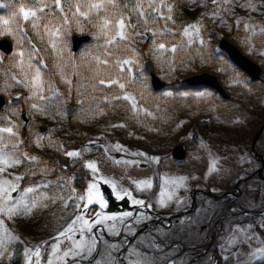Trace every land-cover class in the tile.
<instances>
[{"label":"snow or ice","instance_id":"snow-or-ice-1","mask_svg":"<svg viewBox=\"0 0 264 264\" xmlns=\"http://www.w3.org/2000/svg\"><path fill=\"white\" fill-rule=\"evenodd\" d=\"M187 3L198 7H207L210 3L213 10L201 14L196 23L181 25L177 32V22L174 19L175 0H34L29 6L21 3L16 10H12L7 16L0 15V36H11L16 44L17 51L13 54L9 69L4 73L7 82L0 91L11 87H19L27 92L26 96L17 95L16 100H22L28 104L33 116H44L55 119L60 112H52L53 103L57 107H63L65 100L63 94L56 86L54 76L59 77L60 83L67 86L68 93L75 92L84 99L77 101L81 107V114L88 113L87 119H95L97 116L106 115L102 105L112 107L123 101L131 113V118L140 121L141 114L154 117V113L143 106L146 87V73L140 62V50L135 47L138 41L148 40L150 53L160 61L166 54H175L178 48L195 43L205 45L206 41L201 32L205 19L219 21L230 29L241 26L245 32L256 35V29L264 35V26L255 25L237 16V8L246 12H257L264 15V0H187ZM9 5L0 2V8ZM232 25H229V19ZM86 21L96 29L97 40H103L98 45L100 51L92 55L91 52L82 54L85 66L89 68L90 77H83L77 71L81 65L68 52L65 37L72 25L82 31L81 23ZM28 29L37 37L38 43L28 35ZM179 35L186 38L179 44L169 47L164 41L168 37ZM246 43L250 49L253 47L251 36ZM48 52L53 57L51 67L46 62L44 53ZM120 53L129 55L121 57ZM264 55V52L261 53ZM4 58L0 56V67H3ZM69 64L73 69V75L87 79L88 83L74 84L66 74ZM115 69V72L110 71ZM54 70V71H53ZM107 73V75H105ZM142 84L139 98L127 86L137 81ZM81 89L90 90L92 94L85 95ZM106 89H118L116 92H107ZM171 96V92L164 94ZM182 95H187L184 93ZM197 97L209 95L204 92L196 93ZM89 103L88 109L83 108ZM95 107H91V104ZM158 107V106H157ZM9 115L0 116V264L4 260H11L14 248L24 245L23 257L25 264H155V259L141 251L139 247L127 246L118 240L109 241L107 236L119 238L122 235L127 240L128 236L137 235L135 226L150 217L146 212L134 214L125 211L118 214H109L105 211L108 201L101 191V185L111 188L116 199H127L132 205L142 209L153 208L152 203H146L144 199L134 197L133 191L145 192L159 187V193L155 201L158 207H167L170 203L178 206L183 203L177 193L187 189L188 177H169L166 174L159 175V184L154 185V178L133 179L127 177L133 188L124 187L120 181L102 173L95 160H83L85 152L92 151V147L85 146L82 149L67 150L62 143L52 139L51 134L43 135L32 133L31 144L21 136V127L18 122L19 110L10 106ZM16 117L17 119H13ZM112 128H125V123L112 124ZM101 139L90 140L89 145H95ZM27 147L54 148L67 158L82 161V167L87 169L91 179L83 192H79L72 186L75 176L61 175L57 180H47L46 177L55 171L47 162L39 156L30 154ZM104 158L116 166L139 167L141 164L160 165V157L148 156L144 152H129L119 142L100 145ZM201 148H207L203 142ZM114 152H124L131 157L143 159H125L113 156ZM27 166V172L21 174L12 169ZM217 161L213 159L208 168L207 175L218 172ZM41 176L42 182L22 186L26 176ZM125 177H121L123 180ZM195 179V177H193ZM56 191L53 192L52 188ZM51 204H60L64 223L49 240L39 244L28 246L21 237L9 228V222H13L21 216H29L38 207H48ZM264 228V223L260 225ZM259 241L258 247L252 250L244 264H253V261L264 258V239H261L253 231V225L241 227L235 226L222 249L233 248L237 245L250 246L252 242ZM143 243V242H141ZM150 247L159 249L158 245ZM124 250L123 259L119 253ZM44 253L45 255H42ZM245 254L242 252L230 253L223 259L231 264L232 258L240 260ZM99 256L100 258H97ZM46 257V258H45ZM169 264H175L170 261Z\"/></svg>","mask_w":264,"mask_h":264},{"label":"rangeland","instance_id":"rangeland-1","mask_svg":"<svg viewBox=\"0 0 264 264\" xmlns=\"http://www.w3.org/2000/svg\"><path fill=\"white\" fill-rule=\"evenodd\" d=\"M0 2H4L8 4V7L0 8V15L7 16L8 13L12 10L18 9L19 5L21 3H25L29 6H31L34 3V0H0ZM185 7L191 12V13H197L199 14V19L201 17V14L207 11L213 10V6L209 3L207 7H198L196 5H191L187 3V0H184ZM262 12H264V9H261ZM236 15L243 17L246 21L249 23L264 26V15H261L257 12H246L242 9L237 8ZM198 19V20H199ZM198 20L193 21L191 23H196ZM211 23L216 26L219 29V40L222 37H226V35H223L222 33L229 34L230 36H233L234 39H236L239 43L237 45L243 53L250 57L251 59L255 60L257 63L261 64L264 67V55H261L262 52H264V35L259 33V28L256 29V35H251V33L245 32L243 30V27L241 26L239 29H237L235 26H232L231 29L226 26L222 25L218 20L212 21ZM84 24H86V21H82L81 27L82 31L78 30L74 25L71 26L70 31L68 32L67 36L65 37L66 43H67V49L68 52L71 53L72 57L77 61L81 67L77 69L80 73H82V76L87 78L90 77L91 73L89 71V68L85 66V60H90L91 57H85L84 59H81L82 54L91 52L92 55L98 54V51L100 49L98 48V45L103 44V40H97L96 38V30L93 33L92 41L89 42L87 45L83 46L84 48L79 53H74L71 48V34L73 33H84ZM190 24V23H189ZM229 25H232V19H229ZM178 28V27H177ZM177 32L180 31V29H176ZM203 38L206 41L205 45H200L198 42L189 46H185L183 48H178L177 52L175 54H166L165 57H163L160 61H158L149 51L150 49V43L148 40L145 41H138L141 44L149 43V48H145L141 45H138L136 43L135 47H139L140 55H145V53H150L155 61H150L153 63L155 70L157 74L165 81H168L166 76V70L167 69H173L172 67H177L179 70L178 79L180 80V83L183 81L185 77H187L190 74H183L180 72H183V70H187L189 67H191L192 64H187L186 60H183V57L185 59H192L195 61V58H197V55H204L205 53H208L209 59L211 61H214V55H216L217 59L224 63L222 67H220V71H225L226 73L229 71L228 74V81L227 85L229 87H226L228 92L232 96H238L240 93V88L246 91H250L253 89L254 86L253 82L250 80L248 75H246L243 71L240 69H237V67L228 61L226 54L224 51H222L219 48V40L217 43H214L211 39V34L205 32L204 28L201 32ZM28 35L31 38L37 39V37L34 35V33L31 31V29H28ZM251 36V43L253 47L250 49L249 44L246 43L248 38ZM2 38H8L12 41L13 44V50L10 53H3L0 50V56L4 58L3 65H6L5 61L12 60L13 54L17 51V44L15 40L8 35L0 36V39ZM228 38V37H226ZM183 41H186V38H182L179 35L176 37H168L164 42L171 47L172 44H179ZM35 41V40H34ZM38 43V41H36ZM237 44V43H236ZM38 46L39 43H38ZM40 47H43L41 45ZM48 55H51L47 52ZM9 56V58L5 56ZM48 55L44 53V56L47 57V63L49 64V61H52L53 63V57L50 58ZM121 57L129 55L128 53H120ZM52 56V55H51ZM140 56V62L144 66V61L141 60ZM51 63V65H52ZM49 64V66L51 67ZM9 66H7L6 70L3 68H0V87H3L4 84L7 82V77L4 75L6 71H8ZM183 69V70H182ZM192 69V68H190ZM196 69V66H195ZM145 70V69H144ZM181 70V71H180ZM189 70V69H188ZM66 74L69 79H72L75 77L73 75V69L71 67V64H69L68 68L65 70ZM110 71L115 72V69H110ZM209 70H199L197 73ZM213 73L212 71H209ZM146 73V87L143 90L144 94V100H143V106L149 110H151L154 113V117H148L143 114H141L140 121L143 120L145 117L147 118H156L162 119L165 122H176L174 125V130L181 129V126L184 123L192 122L191 118L189 116H192L194 113H198L199 106L202 103L206 104V113H212V111L215 112L217 110V107L219 106V102H221V99L219 97V94L216 93L213 89L209 87H201L195 86V87H183L180 89V91L175 92L173 88H168V86L165 87L164 90H159V92H155L151 86L150 83V76ZM195 74V72H191ZM215 74V73H213ZM107 75V73H105ZM58 77V76H55ZM73 80V79H72ZM73 82H76V84L84 83L87 84V79H82L81 77H76ZM185 86V84H179L178 86ZM66 86V85H65ZM238 86L240 88L238 89ZM19 87H11L5 91H0V94H3L5 96H9L8 98L11 99V97H16L17 95H22L19 92L16 94H13L15 91L18 90ZM142 84L138 80L136 83L130 84L127 86V90L133 92L138 98L140 96ZM12 94H9L10 92ZM25 91V90H24ZM82 92H85V95H100V93L92 94L90 90L81 89ZM107 92H116L118 94V89H106ZM157 91V90H156ZM63 96L65 103L63 107H57L55 105V102L53 103L52 112H60L62 115H56L55 119H50L44 116H33L30 111L28 104L24 103L21 100V104H15L10 103L8 106L1 111L0 116L2 115H9V108L10 106H14L19 110V113L21 114V111L23 109L26 110L28 122L25 123L20 115L18 118V122L21 123L23 126L21 127V133L24 128L27 129L30 137L32 136V133H40L43 135L51 134L52 139L55 141H58L59 143H62L67 150H74V149H82L85 146L92 147V151L85 152L83 154V160H95L98 163V166L101 168V171L104 175L113 177L117 181H120L124 187L132 186L130 184L127 177H131L133 179H144L153 177L154 178V185L159 184V175L166 174L169 177H178V176H186L188 177L187 181V189H181L177 195L178 197L183 200V203L179 206L176 203H170L167 207H158L155 204V201L157 199L158 193H159V187L154 186L152 190L145 191V192H137V194L148 196L153 202V207L156 210L160 211H166V210H177L181 209L185 206H188L191 202L190 193L194 188H204L206 191H211L215 195L222 194L223 192L227 191H236L234 189V186L236 182L251 173H254L259 169L260 164L259 162L254 159L250 153V145L252 144L253 139L255 138L256 134L258 133L259 129L264 123V119H261L260 125L257 127V130L252 134H250V127L248 129L239 131L235 130L234 127L230 126L229 131L232 135L239 136V140L243 142V144L239 147L236 145L235 149V161H231L230 165L224 164L223 161L224 156L221 155V153L226 152H219L217 150L218 142L221 141L219 139H222L223 135L218 134H194L195 127L191 130H189L187 133L182 134L179 136V140L173 142L169 146L165 147L163 151H156L153 153H149L147 150H144L142 148H130L126 143H121L118 140H112L110 132L113 131V128L111 127L112 124H119V123H125V121H118L116 120L111 121V118L108 117V114L110 112L121 114L124 113L126 116L125 118L130 119L131 113L128 109L125 102L121 101L119 104L114 105L112 107H109L108 105H102L104 107L106 115L103 116H97L95 119H87L88 113H85L84 115L81 114V105L77 103L78 100L84 99L83 96L76 95L75 97V103H69L68 100L65 98V91L64 88L60 91ZM156 94H155V93ZM167 92H171V96H165L164 94ZM204 92L209 95H206L205 97H197L196 93ZM184 93H187V95H182ZM27 92L23 94V96H26ZM259 100V107L260 114L262 115L264 113V97H261V94L258 95ZM68 105H74L76 108L74 109L71 116L68 115L67 107ZM226 105L231 109L234 104H228ZM158 106V107H157ZM90 107L89 103H85L83 105V108L88 109ZM91 107H95V104H91ZM224 106H221L220 108H224ZM228 108L222 109L221 111H224L225 113H228ZM249 116H251V111H249ZM181 114V118L178 117ZM203 114V113H202ZM240 115V114H239ZM177 118H175V117ZM173 117V118H172ZM203 118L205 120H203ZM208 117H202V124L204 127L210 126L211 122L206 121ZM13 119H17L16 117H13ZM37 119L46 120L48 124L46 126H37L36 129L35 126L37 125ZM134 120V119H133ZM156 120V119H155ZM240 120V119H238ZM101 121L103 123H106L109 121L110 125H103V128L105 129V132H98L95 136H89L86 132L78 133L74 131V127L77 125H83V124H89L93 122L95 125H91L92 127L98 128L100 126ZM221 120L216 119L215 124L221 123ZM248 121V119L246 120ZM256 121H252L254 125ZM66 124V125H65ZM224 134L226 132L222 131ZM221 132V134H223ZM212 135V136H211ZM21 136L26 140L27 136H23V133ZM97 137H101V139L97 142L95 145H89L90 140H96ZM248 137V138H247ZM230 140V139H229ZM115 142H119L122 145L125 146L129 150V152H144L148 156H158L160 157L162 163L160 165H153L149 166L148 164H141L139 167H122V166H116L112 162L106 160L103 155V149L100 147V145L104 144H113ZM201 142H203L205 145H207V148H201ZM177 143H184L187 149V157L183 161H176L172 158V150L177 145ZM232 149V148H231ZM230 150V149H229ZM257 150L259 153H261L264 156V137L262 136V139L260 140ZM224 151H226L224 149ZM60 156L58 157V160L56 162L57 165H59L62 168H57V171H64L60 172V175L58 177H50L47 176V180L55 181L57 180L61 175L67 177L74 175L75 180L73 181L72 186L75 187L79 192H83L86 189V185L88 181L91 179L89 172L87 169H84L82 167V161L76 160L75 162L65 157L59 152ZM113 156H116L117 158L123 157L125 159H143L141 157H131L130 155L124 153V152H114L112 153ZM215 159L217 161V167L219 169L218 172L213 173L212 175H207L208 168L211 165V161ZM53 168V167H52ZM55 169V168H54ZM10 171H14L17 173H25L27 172V166H21L16 169H12ZM55 172V171H54ZM33 176H26L25 180L22 181V186L31 185L33 183H39L42 182L43 179L41 176L33 179ZM121 177H125L123 180H121ZM195 177V179H193ZM83 182H82V180ZM80 181V182H78ZM222 181V182H221ZM217 182H220L219 185H216ZM227 183L226 189L223 190V187L221 183ZM103 185V184H102ZM101 185V187H102ZM105 187V185H103ZM107 186V185H106ZM241 192L239 193V196L237 198L231 197L230 199H227L225 197L221 198H208L206 199L205 196H201V194L198 196L199 198V204L197 210L192 213L189 216H185L184 218L177 220L173 226V228H168L164 226L163 228L160 227H154L151 229V231L143 232L138 235L136 240L134 241L133 246L139 247L141 251L146 252L150 258L155 259V264H169L170 261H175V264H228L227 261L223 259L224 256H229L230 253L235 252H242L245 255L240 260V264H244V262L247 260L248 254L254 250L256 247L260 246L259 241H254L251 243L250 246H241L237 245L233 248H227L225 246V249L221 248V245L225 244L226 239L228 238L229 234L231 233L232 229L239 225L241 227H246L248 225H253V231L256 235H258L261 239H264V228H262L260 225L264 223V220L260 216H252L247 217L244 215H240V208H237V205H240L243 209L250 210V211H264V182L260 181L258 178L249 180L242 186H240ZM52 191L55 192L56 189L53 187ZM203 195V194H202ZM54 204L49 203L48 207H38L33 210L32 214L29 216H21L16 218L15 220H20L25 223H28L32 221L36 213H38L40 216H43V213H47L50 208L54 207ZM57 210L55 213L51 216L54 224V228L52 233L47 235L45 238H43L42 241L49 240V238L60 229V226L64 223V220L61 219L62 217V209L60 207V204L57 203L55 206ZM39 210L38 212H36ZM42 213V214H41ZM228 213L227 216L224 217L222 220L223 228L222 233L215 237L213 240L212 245H210L209 248H205L204 251H206L205 255L198 256L199 252L202 251L198 249L199 246H203L206 243L210 241L211 234L213 232V228L216 225L218 219L224 214ZM19 221V222H20ZM13 224V222H12ZM14 225V224H13ZM9 228H11L15 234H17L16 230L12 228L10 224H8ZM13 227L16 228L14 225ZM162 227V226H161ZM18 235V234H17ZM40 242V243H41ZM143 242V243H141ZM155 243V245L159 246V249H162V251L157 250L155 247H150L151 244ZM171 243H176L173 246L166 247V245ZM39 243H35L33 245H36ZM19 245V244H18ZM17 245V246H18ZM16 246V247H17ZM32 246V245H31ZM184 247H190V248H184ZM21 255H22V262L21 264H25L24 257H23V249H21ZM15 253V248H14ZM42 255H45L42 253ZM99 258V256H97ZM46 258V257H45ZM192 260H195L193 262ZM264 260V258L259 259ZM257 261V260H256ZM255 262V261H253ZM231 264H237V260L235 258H232Z\"/></svg>","mask_w":264,"mask_h":264},{"label":"trees","instance_id":"trees-1","mask_svg":"<svg viewBox=\"0 0 264 264\" xmlns=\"http://www.w3.org/2000/svg\"><path fill=\"white\" fill-rule=\"evenodd\" d=\"M175 3H176V10H175L174 19L177 22V27H180L181 25H187L199 19V14L191 13L185 7L184 0H175ZM203 23H204L203 28L205 32L211 34V39L213 40L214 43H217L221 35L219 34V29L216 26H214L210 20L205 19ZM95 30L96 29L91 24H88L86 22L84 32L93 34ZM222 34L226 35V37H228L234 43H237L239 45L238 41L234 39L233 36H230L229 34H225V33H222ZM32 39L37 41V39L35 38H32ZM137 44L145 48L150 47L149 43L141 44L140 42H137ZM45 54L48 55L47 52H45ZM216 55L217 54L214 55V61H210L208 58H205V60L200 59L199 57L195 58V61L192 59H189V64H192L191 67L188 68L189 70L182 69L183 72H180V73L190 74L191 72H197L199 70H209V71L216 73L219 76V78L224 82L225 86L229 87L226 84L228 81L227 77H228L229 71L227 73L225 71H220L219 68L222 67L224 64H222V62L217 59ZM48 56L52 58L51 55H48ZM5 57L9 58L8 55ZM45 58L47 61V57ZM145 59H148V60L150 59L153 62L155 61L154 57L149 52L141 56L142 61ZM5 63L6 65H3V67H0V68H3L6 70L7 66H9L10 63L8 61H5ZM51 63L52 61H49L50 65ZM195 66H196V69H195ZM172 68L173 69L166 70V76L169 77L167 78L168 88H173L175 92H178L180 91V89L186 86H182V85L178 86L179 84H182V82L180 83V80L178 79V75H177L179 74L178 73L179 70L177 69V67L176 68L172 67ZM76 77L77 76H75L72 79L74 80ZM54 79L56 81V86L59 88L60 91L62 90V88H64V91H65L64 94H66L65 98L71 99V100H68V102L75 103V97H76L75 92L71 94L68 93L67 86L60 83L59 77L54 76ZM74 84H76V82H74ZM253 85H257V86H254L253 89L250 91L243 90L242 88H240V86H238V89L240 88L239 89L240 93L236 97L232 96L229 100H224L219 96L221 99V102H219V106L217 107V110H215V112L212 111V113H206V104L205 103L200 104L198 113H194L192 116H189L192 122L184 123L181 126V129H176V130H174V125L176 124L178 120L175 122L169 123V122L163 121L162 119H159L158 117L156 118L145 117L143 120H141V122H137L136 120H133L132 118L130 119L125 118L126 116L124 115V113L117 114V113L110 112L108 114V117L111 118V121L115 122L116 120L118 121L123 120L125 121V124L127 125V127L125 128H113V131L110 132L111 139L112 140L119 139L121 143L123 144L126 143L130 148H142L144 150H147L149 153H153L156 151H163L165 147L169 146L175 141H178L180 135L187 133L189 130L195 127V130H194L195 135L197 134H205V135L218 134L220 136L223 135L222 136L223 138L219 139L221 142L220 143L218 142L217 150H219L220 153L226 152V153H221V155L224 156V159H225L223 161V165L224 164H226V166L230 165L231 164L230 162L232 160L233 161L236 160L234 157L235 152H236L234 148H236V145L240 147L243 144V142L239 140L240 138L239 136H235L230 133L229 127L232 126L235 128V130H239V131L248 129L250 127V134L253 135V133L257 130V127L260 125L259 123L261 119H264V113L261 115L260 110L258 109L259 104H260L259 103L260 99L258 98V95L261 94V97H264V73L261 78V81L253 83ZM109 90H112V89H109ZM17 92L22 94V96L25 93L23 89L18 88V90L15 91L13 94H16ZM8 93L12 94L11 91ZM226 103L230 105L234 104V106H232L230 109L226 105ZM224 105H225L224 108H220L221 106H224ZM226 108H228L227 109L228 113H225L224 111L220 112V110L226 109ZM249 111H251V114H250L251 116H249V113H250ZM178 117L181 118V114ZM202 117H208L206 121L211 122L209 127L203 126ZM216 119L221 120L220 121L221 123L215 124ZM247 119L248 121H246ZM203 120L205 119L203 118ZM254 120L257 122V123L255 122L256 123L255 125L254 123H252V121ZM47 124L48 122L46 120L37 119V125L35 126L34 129H36L37 126H46ZM92 124L93 122L86 124V125L85 124L77 125L74 127V131L80 134L81 133L84 134V132H86L89 136H95L98 132H105V129L103 128L104 124L110 125L109 121L106 123H103V121H101L100 126L98 128L92 127L91 126ZM222 131L226 132V134H224ZM221 132L223 134H221ZM22 133H23V136L24 135L27 136L26 141L28 142V144H31L32 136L30 137L26 128L22 130ZM262 136L264 137V133ZM224 149L226 151H224ZM26 150L32 155L39 156L43 161L47 162L50 167L55 168V172H52L48 176L58 177L60 175V172H64V171L56 170L57 168H62V167L56 164L60 154L54 148L46 147V148L37 149L34 146L33 147L26 146ZM38 177L40 176L37 175V176H33L32 178L36 179ZM219 184L220 182L216 183V185H219ZM226 184L227 183L225 182L221 183L223 190L226 189ZM54 205L56 206L57 204H54ZM55 206L50 208V210L47 213H43V214L41 213L43 216H40L38 213H36L35 218L28 223H25L20 220H14L13 224L16 226V228L13 227L14 225L12 224V222H9V224L12 226L14 230H16L17 234L21 237L23 241H25V243L28 246H31L35 243H40L41 240H43V238L51 234L53 231L52 228H54V224H53V220L51 216L57 210ZM38 211L39 210H37L36 212ZM23 247L24 245H20V244L17 247H15V254L12 256L11 260L6 259L3 261V264H21L22 255L20 253ZM253 264H264V260H257L253 262Z\"/></svg>","mask_w":264,"mask_h":264},{"label":"water","instance_id":"water-1","mask_svg":"<svg viewBox=\"0 0 264 264\" xmlns=\"http://www.w3.org/2000/svg\"><path fill=\"white\" fill-rule=\"evenodd\" d=\"M72 49L73 51H78L81 46L85 43L88 42L91 39V36L86 34V35H78V34H73L72 35ZM219 48L223 50L229 58L233 61L235 65H237L242 71H244L250 79L255 82L259 81L261 79L262 73H263V67L251 59L250 57L246 56L239 48L236 46L233 42H231L228 38L222 37L219 41ZM0 49L4 51L5 53H10L13 49V45L10 39L8 38H3L0 39ZM145 69L150 75L151 79V85L155 90H161L167 86V82L164 81L155 71L153 64L150 61L145 62ZM183 82L190 85V86H200V85H206L209 87L214 88L217 90L220 95H222L224 98L229 99L230 94L226 91L224 88L223 84L221 83L220 79L218 78L217 75L209 72V71H204L196 74H191L183 79ZM12 102H19L16 100V97H12ZM7 99L4 95L0 94V110L6 105ZM75 107L73 105L68 106V113L71 116ZM21 117L23 120L26 122L28 121V117L26 114V110L22 111ZM264 131V124L261 126L259 129L258 133L256 134L255 138L252 141L251 144V153L253 156L258 160L260 163V168L254 173V175H258V177L264 181V156L259 153L256 150V144L262 135ZM187 151L185 148V145L183 143L177 144L174 149L172 150V156L177 159V160H183L186 158ZM253 176V175H252ZM250 177H247L245 179L239 180V182L235 185V188L238 189V186L243 183L244 181L248 180ZM198 191H195L194 193L191 194L192 199H193V209L196 205V193ZM208 195L213 196L214 198H221L227 194H234L237 195V193L229 192V193H224L221 195H214L211 192H207ZM253 213V212H251ZM224 217V216H223ZM220 220H222V218ZM148 229V226L146 225L143 227L141 230L137 232V235L141 231H145ZM136 235V236H137ZM133 237V238H136ZM214 237V233L212 235V239ZM212 239L210 242L206 245V248H208L212 244Z\"/></svg>","mask_w":264,"mask_h":264}]
</instances>
